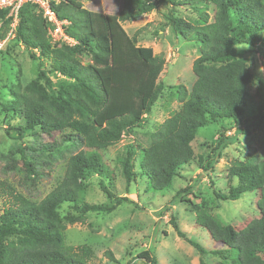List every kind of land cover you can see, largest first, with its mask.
<instances>
[{
  "label": "trees",
  "instance_id": "trees-1",
  "mask_svg": "<svg viewBox=\"0 0 264 264\" xmlns=\"http://www.w3.org/2000/svg\"><path fill=\"white\" fill-rule=\"evenodd\" d=\"M83 1L87 0L51 4L58 20L67 22L63 31L74 45L51 41L35 5L26 4L18 11L13 39L38 62L39 70L34 79L24 86H12L8 98L0 99V115L15 121L6 132L17 133L19 139L61 133L63 143L81 144L90 155L84 150L70 155L62 179L40 201L0 179V264H87L92 249L66 246L65 223H84L89 213L109 214L115 206L128 202L115 198L100 183L103 193L114 199V206L88 204L82 183L88 170L99 173L98 152L141 127L144 115L164 89L159 81L164 58L137 46L122 23L163 4L171 14L169 27L183 39L198 43L200 49L191 67L195 80L190 91L181 85L170 87L180 104L178 110L149 136L145 147L127 145L119 158L126 186L140 178L151 191L169 190L181 169L195 158L192 143L198 129L222 120L238 125L252 74L246 59L233 49L239 43L232 36L235 30L255 47L264 77V0H120L118 11L109 15L86 10ZM179 9H184L185 17L174 16ZM7 14L0 10V21L11 22ZM83 56L89 61L84 63ZM43 60L47 65L42 69ZM262 118L264 114L253 124L259 125ZM226 139L219 132L211 147L212 161L221 158ZM198 161L201 166L203 159L198 157ZM35 165L24 162L38 177ZM211 169L212 162L207 163L206 171ZM226 183L227 191L214 192L215 199L236 201L254 193L258 216L239 229L224 224L201 201L192 203L195 223L223 247L213 253L221 264H264V159L249 154L233 162L226 171ZM190 191L186 187L176 198ZM64 206L72 213L63 216ZM172 226L200 255L207 254L174 221ZM138 258L156 264L148 251L140 252Z\"/></svg>",
  "mask_w": 264,
  "mask_h": 264
},
{
  "label": "rangeland",
  "instance_id": "rangeland-1",
  "mask_svg": "<svg viewBox=\"0 0 264 264\" xmlns=\"http://www.w3.org/2000/svg\"><path fill=\"white\" fill-rule=\"evenodd\" d=\"M119 6L120 0L83 1L86 10L105 15L116 13ZM182 10L179 9L174 16L185 17ZM170 16L166 6L160 4L151 12L121 25L128 36L135 38L137 46L150 48L153 54L164 58L159 78L164 89L144 115L141 127L122 135L117 144L99 151V173L88 170L82 181L88 204L114 206V199L103 193L100 183L115 198L128 200L115 206L109 214L89 213L84 223H65L66 246L88 245L92 249L93 257L87 264H152L149 260L138 258L143 251H148L156 264H221L222 261L213 253L223 247L212 242L207 231L196 225L192 203L203 201L220 221L239 229L258 216L254 193H246L236 201H218L214 197V192L227 191L226 171L233 162L242 161L249 154L264 159V119L259 125L253 124L256 117L264 114L261 59L249 38L237 30L232 36L239 43L233 49L246 59L252 74L244 114L238 125L222 120L198 129L192 143L195 158L181 169L169 190L151 191L146 181L140 178L129 186L125 184L119 164V158L125 155V147H145L149 136L180 106L171 95L170 87L181 85L190 91L195 80L191 67L200 54L199 44L183 39L169 27ZM11 29V22L0 21V99L8 98L6 95L12 86H24L34 79L39 70L38 62L32 61L24 47L14 41ZM82 60L85 63L89 58L83 56ZM40 64L43 69L47 62L43 60ZM14 123L0 115V179L9 182L24 196L40 201L62 179L69 156L84 148L81 144L63 143L61 133L40 134L36 138L25 135L19 139L17 133L6 132ZM219 132L227 138V148L222 151L219 160L212 161L211 147ZM84 152L90 155V152ZM198 157L203 159L201 166ZM24 162L36 163L35 170L39 176L29 172ZM211 162L212 169L206 171L207 163ZM186 187L191 188L190 193L177 199L176 193ZM234 208H242L236 217L231 216ZM61 212L63 216L67 212L72 213L66 206ZM172 221L186 238L201 245L207 254L200 255L185 239L180 238L173 229ZM261 255L264 257V250Z\"/></svg>",
  "mask_w": 264,
  "mask_h": 264
},
{
  "label": "built area",
  "instance_id": "built-area-1",
  "mask_svg": "<svg viewBox=\"0 0 264 264\" xmlns=\"http://www.w3.org/2000/svg\"><path fill=\"white\" fill-rule=\"evenodd\" d=\"M62 1L63 0H0V10L8 11L6 18H9L11 21L12 29L10 34L13 35V30H15L18 22L17 16L19 9L26 4H33L42 13L43 19L48 26L47 31L51 41L74 45L73 40L69 39L63 31V26H66L67 22L58 20L51 9V4L56 5Z\"/></svg>",
  "mask_w": 264,
  "mask_h": 264
},
{
  "label": "clouds",
  "instance_id": "clouds-1",
  "mask_svg": "<svg viewBox=\"0 0 264 264\" xmlns=\"http://www.w3.org/2000/svg\"><path fill=\"white\" fill-rule=\"evenodd\" d=\"M241 211H242V208H234L232 213H231V216L236 217L237 215L240 214Z\"/></svg>",
  "mask_w": 264,
  "mask_h": 264
}]
</instances>
